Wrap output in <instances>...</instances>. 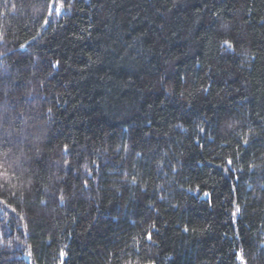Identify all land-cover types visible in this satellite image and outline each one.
<instances>
[{
  "label": "trees",
  "instance_id": "1",
  "mask_svg": "<svg viewBox=\"0 0 264 264\" xmlns=\"http://www.w3.org/2000/svg\"><path fill=\"white\" fill-rule=\"evenodd\" d=\"M238 254L264 264V0H0V264Z\"/></svg>",
  "mask_w": 264,
  "mask_h": 264
},
{
  "label": "snow or ice",
  "instance_id": "2",
  "mask_svg": "<svg viewBox=\"0 0 264 264\" xmlns=\"http://www.w3.org/2000/svg\"><path fill=\"white\" fill-rule=\"evenodd\" d=\"M62 7V4H59V5H55V4H50L49 5V10H50V12L51 11H55L56 12V14H59V12H60V8ZM227 43V42H226ZM21 47H23V45L21 46ZM229 47H231V45H229ZM229 163H231V162H229ZM207 195V194H206ZM61 202H63V197H61ZM237 211H239V209H237ZM235 214V213H234ZM185 230H187V229H185ZM149 239H151V236L149 235ZM63 254V253H62ZM238 258L239 259H241V264H245V262L243 261V257H242V255H239L238 254Z\"/></svg>",
  "mask_w": 264,
  "mask_h": 264
}]
</instances>
